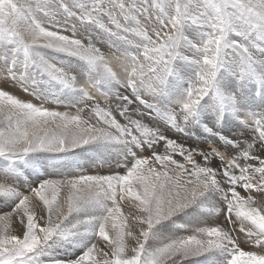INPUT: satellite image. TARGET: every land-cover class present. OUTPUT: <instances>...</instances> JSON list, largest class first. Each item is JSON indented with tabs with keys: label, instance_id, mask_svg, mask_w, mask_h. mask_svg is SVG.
<instances>
[{
	"label": "snow or ice",
	"instance_id": "snow-or-ice-1",
	"mask_svg": "<svg viewBox=\"0 0 264 264\" xmlns=\"http://www.w3.org/2000/svg\"><path fill=\"white\" fill-rule=\"evenodd\" d=\"M196 258L264 264V0H0V264Z\"/></svg>",
	"mask_w": 264,
	"mask_h": 264
},
{
	"label": "rangeland",
	"instance_id": "rangeland-1",
	"mask_svg": "<svg viewBox=\"0 0 264 264\" xmlns=\"http://www.w3.org/2000/svg\"><path fill=\"white\" fill-rule=\"evenodd\" d=\"M106 55H107V58L109 59V60H111L112 61V63H113V65L118 69L119 68V65L117 64V57L119 56V54L118 53H112V52H107L106 53ZM101 101H103L104 100V97L103 96H99L98 97ZM258 102V101H257ZM207 117H205V119H206ZM245 117H240V119H244ZM229 122L233 125V127H235V123H236V120H235V118H232L231 120H229ZM228 128V127H227ZM223 129V131H224V133H225V131H226V133L225 134H227L228 132H229V128L228 129ZM231 132H235V131H237V128L234 130L233 128L230 130ZM244 137H241V139H243ZM88 156H91V157H93L94 159H92V163H88V161L87 160H85L84 158H82V157H79V159H78V164L79 165H83V164H85V162H86V165H83L84 167L86 166V167H90L89 169L91 170V169H93V168H96L97 167V165H98V163H99V160L97 159V157H96V155L94 154V153H92V152H89L88 154H87ZM67 158H63L62 159V161H63V164L64 163H66V162H71V160H69V157L68 156H66ZM81 159H82V161H81ZM83 159H84V161H83ZM94 160V161H93ZM97 165H96V164ZM92 164H94V165H92ZM91 165H92V168H91ZM85 167V169L86 170H89L88 168H86ZM94 170V169H93ZM259 198V195L257 194V199ZM259 200V199H258ZM185 221H184V219L181 217V218H178L177 219V224H180V223H184ZM164 228H165V230H164ZM176 228V225H173L171 222H168V223H166L164 226H162V228H161V231L164 233V234H170L174 229ZM166 230H168V231H166ZM171 230V231H170ZM202 259L203 258H196V259H192V260H189V261H186L185 262V264H201V262H202Z\"/></svg>",
	"mask_w": 264,
	"mask_h": 264
},
{
	"label": "bare ground",
	"instance_id": "bare-ground-1",
	"mask_svg": "<svg viewBox=\"0 0 264 264\" xmlns=\"http://www.w3.org/2000/svg\"><path fill=\"white\" fill-rule=\"evenodd\" d=\"M221 86L223 87V88H225V90L226 91H232L233 90V88L235 87V81H234V78H232V77H230V76H228V77H225L224 79H222L221 80ZM203 122L204 123H208L209 122V118L207 117L206 119L204 118V120H203ZM232 123V122H231ZM230 122L228 123V128H229V132H230V130L233 128L234 130L236 129V127H233V125L231 124ZM236 124V123H235ZM151 126V125H150ZM227 128V129H228ZM226 128H224V130H225ZM223 130V129H222ZM193 131L195 132V134H196V136L197 137H199V138H203V136H204V133H203V129H202V127H199V126H196V127H194L193 128ZM229 132L227 133V134H229ZM225 133H226V131H225ZM189 142H191V140H189ZM69 157V160H71V161H78V159H79V156H68ZM63 158H67L65 155H63V154H60L59 155V158H56V159H53L52 161H50V163H52V164H56V165H60V164H63V161H62V159ZM92 159H94L93 157H92ZM81 161H82V159H81ZM83 161H84V159H83ZM94 161V160H93ZM89 163V162H88ZM92 163V162H91ZM96 164V163H95ZM83 165H86V162H85V164H83ZM82 165V166H83ZM92 165H94V164H92ZM92 165H91V168H92ZM97 165V164H96ZM86 167V166H85ZM86 168H90V167H86ZM93 169H95V168H93ZM93 169H91V170H93ZM90 170V169H89ZM259 195V194H258ZM259 199V198H258ZM164 230H165V228H164ZM166 231H168V230H166ZM171 231V230H170Z\"/></svg>",
	"mask_w": 264,
	"mask_h": 264
}]
</instances>
